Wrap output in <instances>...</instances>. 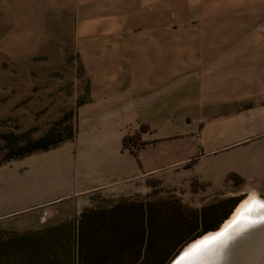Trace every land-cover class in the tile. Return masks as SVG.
I'll return each instance as SVG.
<instances>
[{"label": "crops", "instance_id": "obj_1", "mask_svg": "<svg viewBox=\"0 0 264 264\" xmlns=\"http://www.w3.org/2000/svg\"><path fill=\"white\" fill-rule=\"evenodd\" d=\"M0 55L75 65L72 195L174 170L244 175L221 158L264 141V0H0ZM136 133L138 160L122 148Z\"/></svg>", "mask_w": 264, "mask_h": 264}, {"label": "rangeland", "instance_id": "obj_2", "mask_svg": "<svg viewBox=\"0 0 264 264\" xmlns=\"http://www.w3.org/2000/svg\"><path fill=\"white\" fill-rule=\"evenodd\" d=\"M39 56L11 60L0 55V246L17 234L65 221L76 227L83 209L120 200L178 201L197 211L220 204L216 214L209 217L211 225L227 213L229 218L236 206L250 196L264 200L263 140L245 146L243 154L230 153L221 158L224 167L231 168L227 169L229 173L244 175L202 177L174 170L78 195H72L83 188L77 170L76 142L66 140L48 151L6 162L9 139L23 143L52 128L65 133L70 125L74 127L78 103L74 102L75 65L71 60L60 63ZM244 153L255 155L254 175L242 164L247 162ZM222 222L208 231L218 229ZM202 231L201 227L198 233ZM203 257L200 259L204 261L206 254ZM0 264L21 263L12 254L2 257Z\"/></svg>", "mask_w": 264, "mask_h": 264}, {"label": "trees", "instance_id": "obj_3", "mask_svg": "<svg viewBox=\"0 0 264 264\" xmlns=\"http://www.w3.org/2000/svg\"><path fill=\"white\" fill-rule=\"evenodd\" d=\"M74 138L75 128L70 125L65 133L52 128L23 143L9 139L6 162L48 151ZM144 145L138 133L122 139V148L137 160ZM220 208L219 204L197 211L178 201L148 198L92 205L80 212L76 227L65 221L5 240L0 259L14 254L21 264H169L185 244L228 217L229 213L215 224L208 223ZM201 227L203 231L198 233Z\"/></svg>", "mask_w": 264, "mask_h": 264}, {"label": "bare ground", "instance_id": "obj_4", "mask_svg": "<svg viewBox=\"0 0 264 264\" xmlns=\"http://www.w3.org/2000/svg\"><path fill=\"white\" fill-rule=\"evenodd\" d=\"M262 219H264V200L250 196L236 206L229 218H227L218 229L208 232L189 243L170 264H206L207 261L210 260L205 259L203 261L200 259L204 258V254L209 252L207 257H213L212 254L218 253L217 246L214 247L212 244H216L218 240L226 236L232 229L236 228L237 225H242V228L239 227V229L245 230L250 225V223H247L248 221L254 223L256 221H261ZM243 230L237 232L234 236L231 235L220 245L224 246L229 240L231 242L233 241V238H238ZM245 234L246 233H243V235ZM209 244L211 246L207 247Z\"/></svg>", "mask_w": 264, "mask_h": 264}, {"label": "water", "instance_id": "obj_5", "mask_svg": "<svg viewBox=\"0 0 264 264\" xmlns=\"http://www.w3.org/2000/svg\"><path fill=\"white\" fill-rule=\"evenodd\" d=\"M249 227L240 233V236L233 241L221 246L227 238L231 235H236L237 232L242 230V225H237L236 228L232 229L226 236L222 237L212 244L214 247L217 246V254H212L213 257H207L209 252L206 254V264H264V219L261 221L250 222ZM246 223V224H247ZM243 233H246L243 235ZM211 246L210 244L207 247ZM221 246V247H219ZM226 250V251H225Z\"/></svg>", "mask_w": 264, "mask_h": 264}]
</instances>
